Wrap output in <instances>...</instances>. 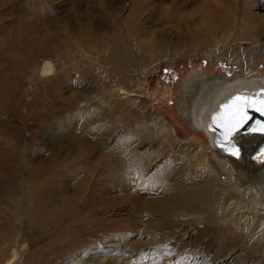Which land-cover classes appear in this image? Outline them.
I'll return each mask as SVG.
<instances>
[{
    "label": "rangeland",
    "instance_id": "obj_1",
    "mask_svg": "<svg viewBox=\"0 0 264 264\" xmlns=\"http://www.w3.org/2000/svg\"><path fill=\"white\" fill-rule=\"evenodd\" d=\"M83 1L77 11L65 0H50L42 5L50 11V17L59 20L49 28L57 37L39 45L47 47V53L37 54L31 61L17 58L16 87L0 89V98L11 95L0 107V264H264L255 249L217 232L207 222H192L188 214L184 222L176 223L180 217L163 218L164 214L157 211L143 215L126 203L110 204L134 192L111 187L106 178L109 168H102L94 159L93 176L83 186L78 200L66 204L58 198L46 199L38 211L28 209L15 216L12 198L18 196L9 193L11 182L7 175L16 172L13 162L19 152L32 163L41 164L48 162L47 153L51 151L72 149L75 138L93 158L96 152L109 151L113 142L127 136L125 133L133 126L129 119L120 121L117 114L102 116L97 112L110 110L97 99L112 92L103 84L108 68L104 58L110 44L99 43L98 39L116 35L124 43L145 46L139 51L144 65L131 68L127 87L115 91L114 99L128 103L129 111L140 109L143 122L157 118L168 137L176 141L191 138L193 147L200 148L206 156V166L215 169L220 165L218 159L226 168L231 163L214 152L202 132L191 129L185 120L181 111L187 108V101L191 104L189 95L202 82L264 77V0H139L147 6L160 3L165 9L174 1L183 7L176 11L178 14H192L198 22L202 11L216 12L219 18L213 24L223 22L219 25L222 31L214 26L201 30L197 42L189 40L182 29L176 31L172 24L161 25L152 17L154 9L150 7L142 12L139 22L129 17L124 26L134 0H93V5L91 0ZM228 11L230 21L225 18ZM77 14L80 19L74 21ZM45 18L44 23L49 22ZM110 18L114 20L112 27ZM141 31L150 33L155 42H165V47L151 49L155 45L141 39ZM160 31L164 32L162 38L156 36ZM46 62L52 71L42 74ZM2 71L0 66V77H4ZM3 82L0 79V84ZM60 106L67 109L62 115L68 122L66 135L60 134ZM83 108L91 113L90 120L84 122L79 115ZM153 146L147 137L139 148ZM163 158L160 155L150 164L144 172L146 177L153 174ZM227 180L223 175V181ZM48 182L44 188L49 190L55 182L60 183ZM175 190L182 191V185L175 186ZM10 226L15 227V233L8 237L6 230Z\"/></svg>",
    "mask_w": 264,
    "mask_h": 264
},
{
    "label": "bare ground",
    "instance_id": "obj_2",
    "mask_svg": "<svg viewBox=\"0 0 264 264\" xmlns=\"http://www.w3.org/2000/svg\"><path fill=\"white\" fill-rule=\"evenodd\" d=\"M49 1L27 0L25 5L20 3L21 0H0V66L3 68L1 73L4 74V77L1 76L0 79L5 81L0 84V89L2 86L12 90L16 87L19 81L17 58L24 57L27 61H31L35 55L47 53V47H39L41 43L56 39L57 34L51 32L49 28L52 23H57L59 20L50 17V11L42 7ZM65 1L76 11L84 2L83 0ZM35 3L38 4L35 6ZM92 3L94 4L93 0H91ZM151 6L134 0L130 16L123 21L124 26L130 20L129 17L134 19V22H139L142 12L149 7L150 10L154 9L152 17H155L161 25L168 23L172 24L176 31L182 29L193 42H197V39L201 37V30H208V27L212 26L218 29L219 25L223 24L221 21L217 25L213 24L219 18L213 11H202L200 22L195 20L192 14L188 17L180 15L176 11L183 10V7L177 6L174 1L170 8L166 9L160 3ZM229 16L228 11L225 16L227 21H230ZM45 17L49 22L44 23ZM78 19H80L79 14L74 21ZM63 20L65 21L61 19ZM109 21V26L112 27L114 20L110 18ZM220 29L222 31L221 27ZM163 35L164 32L160 31L156 36L162 38ZM140 37L155 45L151 46V49L165 47V42L157 39L156 42L153 41L155 39L150 37L147 31H141ZM105 41L110 45L104 58L108 68L103 76V84L106 88L112 89V92L102 95L97 102L106 104L110 110L99 109L97 112L102 116L117 114L120 121L125 122L129 119L133 126H130L125 133L127 136L118 137L113 142L109 151L96 152L93 158L75 138L72 140V149L64 151L65 149L61 148L51 151L47 153L48 162L41 164L32 163L27 159V155L19 152L13 162L16 172L7 175V180L11 182L9 193H16L18 196L12 198L15 200V216L23 215L28 209L30 212L38 211L46 199L58 198L66 204L78 200L83 186L93 176L92 159H94L102 168H109L106 178L111 182V187L120 191L130 189L134 192L131 196L112 200L110 204L126 203L132 210L143 215L157 211L164 214L163 218L178 219L177 217H180L175 221L176 223L184 222V217L190 215L188 218L192 219V222L194 220L201 223L207 222L217 232L235 237L243 245L255 249L257 256L264 263V154H255L264 145V136L236 135L232 141L238 148L239 154L233 156L214 144V133L208 128L210 115L225 99L234 93L250 94L258 88H263L264 77L235 78L213 83L202 82L201 87L194 94L189 95L191 104L187 101V108L181 111L185 114V120L189 121V125L193 127H190L191 129L202 132L214 152L231 163L230 165L224 162L228 165L226 168L218 159L220 165L218 169H215L206 166V156L201 153L200 148L193 147L194 142L191 138L176 141V138L168 137L165 128L157 118L152 122H143L140 109L129 111L128 103L114 99L118 89L127 87L132 73L131 68L137 69L144 65L145 59L139 51L145 46L141 43L136 45L130 42L124 43L116 35H107L97 40L99 43ZM51 71V64L44 63L42 74H49ZM116 87L119 88L116 89ZM7 98L10 100L11 95L0 98V107L3 108L4 102L8 101ZM185 98H188L186 94ZM61 99V96H58L60 102H62ZM60 108L62 113L59 120L60 134L66 135V132H69L68 122L62 115L67 112V109L61 106ZM90 114L89 109H80L79 115L83 122L90 120ZM45 117L46 115L43 114L42 118ZM28 126L31 125L28 124ZM147 137L152 139L153 149L139 148L145 143ZM160 155H164V158L159 162V167H156L151 176L146 177L145 170ZM223 175L228 177L227 181H223ZM236 175L239 177L234 178ZM49 180H59L60 183L55 182L53 188L49 190L44 188L45 184H49ZM179 184L182 185L183 190L177 192L175 186ZM146 195L150 197H145ZM181 201L182 207H180L181 203L179 204ZM14 228L13 226L7 228L8 237L14 235ZM187 228L189 231V227ZM15 256L14 253L12 258ZM7 264H12V261Z\"/></svg>",
    "mask_w": 264,
    "mask_h": 264
},
{
    "label": "water",
    "instance_id": "obj_3",
    "mask_svg": "<svg viewBox=\"0 0 264 264\" xmlns=\"http://www.w3.org/2000/svg\"><path fill=\"white\" fill-rule=\"evenodd\" d=\"M208 128L214 133V144L230 155L238 150L232 141L236 135L264 136V87L225 99L210 115ZM255 154H264V145Z\"/></svg>",
    "mask_w": 264,
    "mask_h": 264
},
{
    "label": "snow or ice",
    "instance_id": "obj_4",
    "mask_svg": "<svg viewBox=\"0 0 264 264\" xmlns=\"http://www.w3.org/2000/svg\"><path fill=\"white\" fill-rule=\"evenodd\" d=\"M262 131H264V128H262L261 129ZM239 153H238V150H236L234 153H233V155H238Z\"/></svg>",
    "mask_w": 264,
    "mask_h": 264
}]
</instances>
